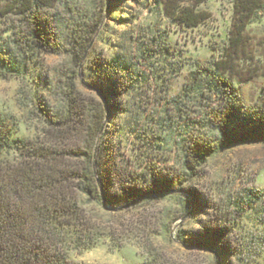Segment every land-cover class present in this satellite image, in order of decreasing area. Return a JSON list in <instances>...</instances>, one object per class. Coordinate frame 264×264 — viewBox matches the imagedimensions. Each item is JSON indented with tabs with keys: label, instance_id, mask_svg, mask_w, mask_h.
<instances>
[{
	"label": "trees",
	"instance_id": "obj_1",
	"mask_svg": "<svg viewBox=\"0 0 264 264\" xmlns=\"http://www.w3.org/2000/svg\"><path fill=\"white\" fill-rule=\"evenodd\" d=\"M211 1L165 0V14L187 28H198L208 15L197 9ZM62 3L0 0V80L30 76L44 55L72 61V70L63 72L56 85H47L58 107L39 96L42 80L32 82L34 93L25 95L20 108L27 112L34 135L21 138L19 124L0 117V264H74L73 252H88L103 243L113 252L137 246L145 264H158L159 242L210 253L220 264H259L264 256V192L246 191L224 219L206 215L207 221L194 233H174L187 217V207L180 215L152 210L185 202L184 196L193 198L197 211L210 209L191 187L209 158L227 146L264 143V88L249 107L220 74L233 72L244 55L245 33L264 14V0H235L233 31L221 59L197 63L180 94L170 101L169 90L162 86L164 114L154 131L143 125L148 118L144 94L150 97L154 88L139 73V63L121 52L113 61L92 59L90 48L103 16L93 19L87 9L65 6L71 14L65 23L53 15ZM142 45L140 59L148 63L152 57L165 62L177 58L175 51L161 46L157 35ZM182 68L173 63L166 73L176 78ZM161 78L165 86L168 81L160 74ZM77 82L105 102L83 97ZM125 98L133 99L138 111L123 132L120 118L129 114L122 105ZM246 214L259 216L257 226L263 234L245 235L237 242L236 230Z\"/></svg>",
	"mask_w": 264,
	"mask_h": 264
},
{
	"label": "rangeland",
	"instance_id": "obj_2",
	"mask_svg": "<svg viewBox=\"0 0 264 264\" xmlns=\"http://www.w3.org/2000/svg\"><path fill=\"white\" fill-rule=\"evenodd\" d=\"M148 1V4L136 5L121 0H116L112 4L107 0H62V5L56 6L53 15L68 23L71 14L65 6H70L75 11L87 9L93 19L103 16L102 28L90 48L91 58L113 61L121 52L129 61L139 63L140 68L137 67L139 73L145 80H150L151 87L154 88L150 97L148 93L144 94V117L148 115V118L143 119V125L154 131L164 114L160 104V99L165 97V93L161 90L162 86L164 90H169L168 101H170L180 94L185 78L195 71L197 63L214 64L221 59L233 31L235 0H212L199 7L198 12L208 15V19L198 28H187L176 20L168 18L165 14V0ZM2 5L0 4V8ZM154 35L159 37L161 46L175 51L177 58H169L168 62L163 59L157 61L156 57H152L154 60H149V63L141 60L145 50L142 43L147 44ZM244 43V55L236 60L233 72L224 71L220 74L234 84L246 105L251 107L257 103L264 88V14L247 29ZM71 62L68 56L44 55L39 58V64L32 68L30 76L0 80V117L18 123L21 138H30L36 133L34 127L31 129L27 124V112L20 108L25 95L35 91L32 82L42 80L37 87L39 96L52 107H58L57 98L47 90V85L49 83L56 85L63 72L72 70ZM173 63H179V66L183 67L181 74L176 78L173 74L166 73ZM86 73L89 74V71ZM160 74L168 81L165 86L162 84L164 83L162 78L159 79ZM77 86L78 92L83 97L103 104L98 93H92L80 82H77ZM122 105L127 106L129 112L128 115H121L120 118L124 132L125 124L135 116L138 106L133 99L129 101L127 99ZM194 117L199 119L197 116ZM201 175L191 187L204 197L210 209L199 212L193 198L184 196L185 202L174 201L156 206L152 210L155 214L169 210L180 215L183 213L182 207H187L189 213L185 216L188 218L183 224L177 223L174 233L182 230L188 233L196 232L199 229L198 224L207 221L206 215L212 219L220 216L224 219L223 215L226 211L236 208L231 207V204L234 205L246 191L264 192V143L252 142L222 148L220 152L209 158ZM246 215L240 223V229L236 230L234 240L237 242L244 240L245 235L263 234L261 227L257 226L259 216ZM176 244V242L173 245L159 242V256L162 259L158 264H220L219 260L215 261L210 253L184 249ZM70 259L74 264L146 263L145 255L137 246L126 245L113 252L108 244L104 243L88 252L80 254L73 252ZM257 261L259 264H264V256ZM236 264H247V261Z\"/></svg>",
	"mask_w": 264,
	"mask_h": 264
},
{
	"label": "water",
	"instance_id": "obj_3",
	"mask_svg": "<svg viewBox=\"0 0 264 264\" xmlns=\"http://www.w3.org/2000/svg\"><path fill=\"white\" fill-rule=\"evenodd\" d=\"M102 100H103V98H102ZM103 102H105V100H103ZM187 218H188V216L187 217H185L182 221H180V223L179 224H183L186 220H187Z\"/></svg>",
	"mask_w": 264,
	"mask_h": 264
}]
</instances>
